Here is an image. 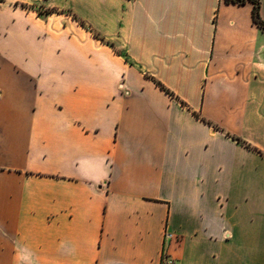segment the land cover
<instances>
[{
  "label": "crops",
  "instance_id": "1",
  "mask_svg": "<svg viewBox=\"0 0 264 264\" xmlns=\"http://www.w3.org/2000/svg\"><path fill=\"white\" fill-rule=\"evenodd\" d=\"M251 11L0 0V264H264Z\"/></svg>",
  "mask_w": 264,
  "mask_h": 264
},
{
  "label": "trees",
  "instance_id": "2",
  "mask_svg": "<svg viewBox=\"0 0 264 264\" xmlns=\"http://www.w3.org/2000/svg\"><path fill=\"white\" fill-rule=\"evenodd\" d=\"M225 3H233V4H238V5H242L246 2H250L252 4V11H251V18L253 23L258 26L259 28H261L264 31V22L261 20L260 16H259V1L258 0H223ZM157 86H159L162 90H164L165 92H167V90H165L161 84L156 83Z\"/></svg>",
  "mask_w": 264,
  "mask_h": 264
},
{
  "label": "built area",
  "instance_id": "3",
  "mask_svg": "<svg viewBox=\"0 0 264 264\" xmlns=\"http://www.w3.org/2000/svg\"><path fill=\"white\" fill-rule=\"evenodd\" d=\"M169 238H171L170 234H165L164 235V240L167 241ZM159 264H176V261L172 258H170L168 255L165 253L162 254L160 263Z\"/></svg>",
  "mask_w": 264,
  "mask_h": 264
}]
</instances>
